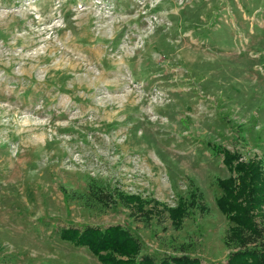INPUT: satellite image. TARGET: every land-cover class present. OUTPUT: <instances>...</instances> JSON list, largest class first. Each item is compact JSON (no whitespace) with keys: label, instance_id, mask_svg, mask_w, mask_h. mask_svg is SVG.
I'll use <instances>...</instances> for the list:
<instances>
[{"label":"rangeland","instance_id":"374dc122","mask_svg":"<svg viewBox=\"0 0 264 264\" xmlns=\"http://www.w3.org/2000/svg\"><path fill=\"white\" fill-rule=\"evenodd\" d=\"M213 145L264 175V0H0V264H100L59 231L112 225L227 264Z\"/></svg>","mask_w":264,"mask_h":264},{"label":"trees","instance_id":"16d2710c","mask_svg":"<svg viewBox=\"0 0 264 264\" xmlns=\"http://www.w3.org/2000/svg\"><path fill=\"white\" fill-rule=\"evenodd\" d=\"M212 149L223 155L226 168L236 174V177L219 182L224 194L218 199V206L233 224L226 242L233 247L227 264H264V223L256 220L255 212L260 210L262 213L264 205V175L261 165L243 163L236 154L217 145H213ZM119 193L115 196L112 191L94 189L93 186L89 190L95 204L104 210L114 208L118 203L132 209V204L138 203L135 205L136 209L142 211L146 205L137 197ZM184 210L187 211V208L183 203L168 212L176 220ZM59 239L76 248L87 249L100 264H157L152 257L141 254L139 240L121 225L102 229L91 226L82 229L61 228ZM159 264H202V261L182 255L165 258Z\"/></svg>","mask_w":264,"mask_h":264}]
</instances>
